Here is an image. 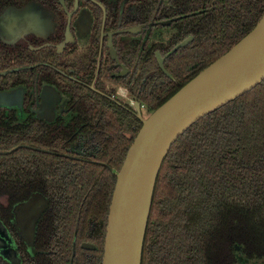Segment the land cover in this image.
Instances as JSON below:
<instances>
[{
	"label": "trees",
	"instance_id": "trees-1",
	"mask_svg": "<svg viewBox=\"0 0 264 264\" xmlns=\"http://www.w3.org/2000/svg\"><path fill=\"white\" fill-rule=\"evenodd\" d=\"M180 1L181 14H196L183 22L172 47L187 35L194 41L167 61L175 82L152 62L146 66L149 85L131 88L150 113L248 34L264 13V0ZM109 122L97 159L118 171L141 124L133 118L132 129L120 116ZM29 137L28 130L0 120V151L16 147L0 155V221L11 227L10 211L33 193L47 202L36 226L35 254L17 241L20 264H101L115 177L99 165H42L38 153L19 147L29 146ZM83 243L95 251L81 249ZM259 263L264 264V80L198 120L171 146L156 181L141 262ZM0 264L10 263L0 256Z\"/></svg>",
	"mask_w": 264,
	"mask_h": 264
},
{
	"label": "flooded vegetation",
	"instance_id": "flooded-vegetation-1",
	"mask_svg": "<svg viewBox=\"0 0 264 264\" xmlns=\"http://www.w3.org/2000/svg\"><path fill=\"white\" fill-rule=\"evenodd\" d=\"M177 3L181 1L5 0L0 3V45L5 54L0 60V120L5 125L28 130L31 144L19 147L38 153L37 160L45 166H103L116 181L119 170L114 171L97 159L109 135V120L112 122L120 116L133 129L136 103L141 117L147 118L152 112L132 95L131 88L137 83L142 89L149 85L146 66L152 62L164 77L175 82L166 65L168 58L182 48L171 51L188 39L183 48L194 41L193 35H187L172 47L183 22H192L196 14H181ZM157 56L163 60V68L171 78L159 68ZM154 72L161 80V75ZM15 149L0 152L8 154ZM43 155L59 161L46 160ZM3 164L0 161V166ZM33 196L37 198L29 213L19 210L14 214L11 210V227L1 222L15 247L10 260L20 256L17 241L24 244L18 233L25 225H21L23 219L30 222L32 233L31 219L45 198L33 193L15 205L26 203ZM17 214L21 228L15 219ZM27 227L23 230L28 231ZM6 253V250L1 253L4 261Z\"/></svg>",
	"mask_w": 264,
	"mask_h": 264
},
{
	"label": "water",
	"instance_id": "water-1",
	"mask_svg": "<svg viewBox=\"0 0 264 264\" xmlns=\"http://www.w3.org/2000/svg\"><path fill=\"white\" fill-rule=\"evenodd\" d=\"M188 42L189 39L182 42L171 53L185 47ZM157 60L161 71L171 78L163 68V60L159 56ZM263 80L264 13L248 34L189 80L147 118L141 117L136 103V117L141 127L116 174L101 264H141L156 181L171 146L198 120L251 91ZM35 198L37 197L33 196L26 203L14 206L13 213L16 214L19 210L29 213ZM42 200L41 209L31 219L34 227L32 233L29 229L30 222L23 219V227L29 224L28 231L23 230L19 225L20 221L18 222V214L15 216L20 226L16 228L22 227L18 233L31 255L35 254V222L47 208L46 200ZM81 249L95 251L96 248L92 244L83 243ZM5 250L8 252L6 262L20 264L19 258L10 260L11 254L15 255V247L0 221V256H4L1 253ZM238 260L241 262L240 257Z\"/></svg>",
	"mask_w": 264,
	"mask_h": 264
},
{
	"label": "rangeland",
	"instance_id": "rangeland-1",
	"mask_svg": "<svg viewBox=\"0 0 264 264\" xmlns=\"http://www.w3.org/2000/svg\"><path fill=\"white\" fill-rule=\"evenodd\" d=\"M145 115H146V113H145Z\"/></svg>",
	"mask_w": 264,
	"mask_h": 264
}]
</instances>
